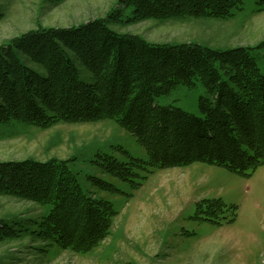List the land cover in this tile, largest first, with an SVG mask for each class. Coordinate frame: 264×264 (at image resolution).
<instances>
[{
	"label": "trees",
	"instance_id": "obj_1",
	"mask_svg": "<svg viewBox=\"0 0 264 264\" xmlns=\"http://www.w3.org/2000/svg\"><path fill=\"white\" fill-rule=\"evenodd\" d=\"M243 2L117 0L121 7L106 17L18 34L0 45V127L48 129L109 119L135 136L151 169L194 162L237 173L255 169L264 164V74L255 57L264 40L231 48L157 43L109 25L224 19ZM197 84L209 95L199 97L202 115L156 100L178 86ZM99 157L101 170L122 180L139 162ZM74 160L0 161V195L29 201L38 211L30 218L0 219V240L24 234L84 255L110 235L117 212L110 201L82 189ZM88 178L101 188L112 186Z\"/></svg>",
	"mask_w": 264,
	"mask_h": 264
},
{
	"label": "rangeland",
	"instance_id": "obj_2",
	"mask_svg": "<svg viewBox=\"0 0 264 264\" xmlns=\"http://www.w3.org/2000/svg\"><path fill=\"white\" fill-rule=\"evenodd\" d=\"M118 6L117 0H0V45L38 26L69 27L103 18ZM263 6L262 0H244L240 10L234 7L224 19L109 25L149 42L254 46L264 40V10L258 11ZM255 57L264 74V47ZM80 69L91 81L90 73ZM200 96L209 95L197 84L178 86L156 100L202 115ZM99 154L139 162L134 174L122 180L101 170ZM51 157H75L72 167L82 189L112 203L117 214L111 233L84 255L24 234L3 239L0 264H264V164L245 173L206 162L151 169L135 136L109 119L48 129L0 127V161ZM88 176L112 186L101 188ZM36 212L29 201L0 195V219L11 222Z\"/></svg>",
	"mask_w": 264,
	"mask_h": 264
}]
</instances>
